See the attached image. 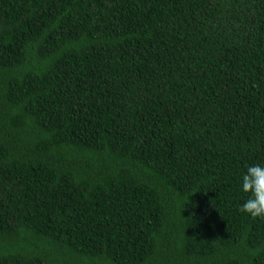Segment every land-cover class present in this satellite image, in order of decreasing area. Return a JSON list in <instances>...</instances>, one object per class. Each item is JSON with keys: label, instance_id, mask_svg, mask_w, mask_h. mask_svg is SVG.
Wrapping results in <instances>:
<instances>
[{"label": "trees", "instance_id": "1", "mask_svg": "<svg viewBox=\"0 0 264 264\" xmlns=\"http://www.w3.org/2000/svg\"><path fill=\"white\" fill-rule=\"evenodd\" d=\"M264 0H0V264H264Z\"/></svg>", "mask_w": 264, "mask_h": 264}, {"label": "clouds", "instance_id": "2", "mask_svg": "<svg viewBox=\"0 0 264 264\" xmlns=\"http://www.w3.org/2000/svg\"><path fill=\"white\" fill-rule=\"evenodd\" d=\"M240 185L247 198L239 211L253 220H264V164L249 165L241 177Z\"/></svg>", "mask_w": 264, "mask_h": 264}]
</instances>
